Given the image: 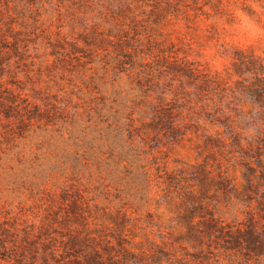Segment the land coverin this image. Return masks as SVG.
I'll use <instances>...</instances> for the list:
<instances>
[{
	"label": "rangeland",
	"instance_id": "1",
	"mask_svg": "<svg viewBox=\"0 0 264 264\" xmlns=\"http://www.w3.org/2000/svg\"><path fill=\"white\" fill-rule=\"evenodd\" d=\"M223 1L120 27L0 0V264H264V96L233 57L264 56V0Z\"/></svg>",
	"mask_w": 264,
	"mask_h": 264
},
{
	"label": "trees",
	"instance_id": "2",
	"mask_svg": "<svg viewBox=\"0 0 264 264\" xmlns=\"http://www.w3.org/2000/svg\"><path fill=\"white\" fill-rule=\"evenodd\" d=\"M29 1H33V3H30ZM36 1L37 0H23V2L27 4L26 7L30 10L34 7V9H39L47 6V8L52 9L55 15L59 14L63 9L66 8L73 9L74 13L76 12V14H82L85 19H87V15L90 14L93 10H96L102 15V12H106L110 14V16L104 18L105 22H108L109 18H112L115 23L111 24L125 27L129 25V23H126V20L119 21L117 20V18H113V16H119L121 18L129 17V22L136 23V20H139L141 15L151 13L153 16L157 17V22L160 20V17L169 15L175 7L177 8L178 5H176V3L181 0H41L39 5L34 3ZM223 6V0H185V15L187 14L189 15L188 17H190V10H192L197 18L199 17V19L204 15H217L224 10ZM106 15L107 14H105L104 16ZM233 57L235 62L252 65L251 67L246 68V74L252 76V79L254 80L252 86L254 89L253 91L256 92L255 95L257 97L264 96V66L262 65L260 66V68L254 66L258 62H262L264 64V56L259 57L253 54L237 52ZM242 71V73L245 74L244 70ZM200 83L205 85L206 82L204 80H201ZM204 105L206 106L208 104ZM205 113L207 115L211 114L210 117L212 118L213 116H221L222 118L226 119H229L232 114L231 110L228 107L222 108L219 102H213V107L209 108L208 110L206 109ZM168 117L169 116L166 115V117L164 118L166 119ZM159 120V117L155 118L154 124H158ZM234 134L235 132L229 130L227 134L228 138H225L226 142L230 140L235 141V144H237V146L240 147L242 151L245 149V147L247 148V145L249 147H254L251 142H249V144H243L239 141H236V138H232V135ZM250 184L252 183L250 182ZM254 189L255 187L253 186L252 190L249 187L247 190H251L255 193ZM72 204L73 207H77V202H74ZM256 207V212H251L249 216L252 220H256V216H258L259 218H264V199L259 200ZM72 212L76 213L75 210H72ZM251 226V228L255 229L254 223H251ZM209 228H207L208 231ZM261 247L262 246L258 243V245H251L247 247V249L253 251L254 253H260Z\"/></svg>",
	"mask_w": 264,
	"mask_h": 264
}]
</instances>
